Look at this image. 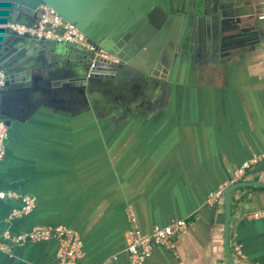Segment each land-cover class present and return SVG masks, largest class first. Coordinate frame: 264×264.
Segmentation results:
<instances>
[{
	"label": "crops",
	"instance_id": "0c3cea01",
	"mask_svg": "<svg viewBox=\"0 0 264 264\" xmlns=\"http://www.w3.org/2000/svg\"><path fill=\"white\" fill-rule=\"evenodd\" d=\"M243 8L212 61L159 76L126 116L52 107L9 121L0 191L17 197L0 199V235L61 225L82 238V262L124 264L131 209L143 233L187 221L173 250L156 245L144 264H264V0ZM28 103L12 98L4 110L30 114ZM254 158L237 184L246 188L231 195L227 233L224 195L217 204L208 196ZM20 196L35 199L30 213L19 214ZM57 250L55 239L11 245L0 264H56Z\"/></svg>",
	"mask_w": 264,
	"mask_h": 264
},
{
	"label": "water",
	"instance_id": "95a60500",
	"mask_svg": "<svg viewBox=\"0 0 264 264\" xmlns=\"http://www.w3.org/2000/svg\"><path fill=\"white\" fill-rule=\"evenodd\" d=\"M245 2L199 0L197 15L202 17L199 20L205 27L202 39L207 41L210 32L219 34L221 26L228 29L234 19L241 22L239 17L246 15L241 12ZM42 7L52 9L64 22L74 25L88 43L113 57L116 63L109 65L108 69L91 71L90 62L79 45L37 38L28 33L19 34L0 27V72L5 83L0 89V121L5 120L7 126L29 119L38 108L49 111L52 107L57 108L55 111L62 108L63 113L75 115L79 108H90L98 94L104 97L111 94L117 97L113 105L124 106V101L131 96L133 99L141 97L135 88L143 84L144 75H150L153 68L162 70L156 63L162 50L169 58L166 64L169 68L173 53L182 46L187 33V27L179 26L177 22L173 26V17L165 23L168 15L160 7L152 4L148 8L151 12L143 13L142 5L131 6V0H0V21L35 29ZM208 14L214 15L213 25H210ZM190 21L192 24L194 20ZM96 25L106 26L105 34L96 31ZM12 98L28 101L30 114L13 116L6 113L5 110L9 109L7 102ZM121 112L124 114L123 109ZM242 188H246L245 184L234 185L224 193L227 233L231 195ZM229 264H232L231 260Z\"/></svg>",
	"mask_w": 264,
	"mask_h": 264
},
{
	"label": "built area",
	"instance_id": "2783aa9c",
	"mask_svg": "<svg viewBox=\"0 0 264 264\" xmlns=\"http://www.w3.org/2000/svg\"><path fill=\"white\" fill-rule=\"evenodd\" d=\"M258 19L264 21V13L258 14ZM0 27H6L19 34L28 33L37 38H45L61 43L76 44L82 47L84 55L90 62V70L96 68L108 69L109 65L116 63V60L102 50L88 43L85 35L74 25L66 23L52 9L48 7L40 8L37 28H25L23 26L5 24L0 21ZM5 85L3 74L0 72V89ZM8 137V127L5 122L0 121V163L5 155V146ZM260 163V158H254L244 163L233 175L232 181L221 187L216 192L208 196L209 204H217L222 200L225 191L231 186L243 181L246 175L253 171ZM17 197L10 191H0V199ZM22 207L19 214H28L32 211L35 199L30 196H20ZM262 214H255L258 218ZM128 229L125 233V253L127 261L124 264H144L150 257L154 246L161 245L173 250L174 235L183 231L187 227L185 219H173L164 226L155 225L151 233H143L139 227L137 218L131 209L127 210ZM55 239L58 242L57 263L56 264H86L82 262L84 255V243L82 238L74 230L65 226H37L27 233L14 236L3 232L0 235V250L7 251L11 245L20 246L27 242H46ZM239 255L241 252L236 248Z\"/></svg>",
	"mask_w": 264,
	"mask_h": 264
},
{
	"label": "flooded vegetation",
	"instance_id": "af4514ba",
	"mask_svg": "<svg viewBox=\"0 0 264 264\" xmlns=\"http://www.w3.org/2000/svg\"><path fill=\"white\" fill-rule=\"evenodd\" d=\"M198 1L199 0H131V6L135 5L136 7H138L142 5L141 11L143 13L147 12L149 14L151 11L148 8L153 4V7L158 6L162 10L166 11L168 17L165 23L169 21V17H173L175 19L173 26L177 22L180 24L179 26H184L185 28L187 27V33L184 39V43L173 53L169 63V68L166 67V64L169 62V58L163 55L164 50H162L163 52L160 53L158 57L159 60H157L156 62L161 65L162 70H155V68H153L150 75H144L143 84H140L135 88L137 92L139 91L141 93V99H133L131 96L130 98L133 100H125L124 106L118 107L116 105H113L114 102H117V97H114L111 94H108L109 96L107 95L105 97L98 94L94 96L95 101L90 107L105 115V117L109 116L110 118L112 115L121 116V114H123L121 112L122 109L125 114L127 113V109L129 110L130 106H132V109H136L137 106H142V97L144 95V89L145 91H149L152 89V86H157V78L159 76H161L162 78L165 76H174L176 74L182 73L188 74L191 72V69L188 64L191 65L196 62H203L204 64H208L210 61H212L215 56V50H217V42H219L220 44L221 37H223L227 29L226 27L222 28L221 26V32L219 34H213L212 32H210V38L209 36L206 37L207 41L202 39L204 38L202 34V29H205V27L202 24L201 20H199L202 17H199V15H197L198 10L196 7L198 5ZM241 12H245V10L243 9L241 10ZM213 16L214 15L212 14H208L207 16L210 20V25H213ZM190 19L194 20L192 24ZM187 24L191 25L186 26ZM95 29L96 31H99L100 34H105V32L107 31L106 26L102 27V25H96ZM215 31L218 32L217 29ZM179 32H182V30L180 29ZM184 32L185 29H183L182 34H184ZM168 45H170V43H168ZM154 73H156L157 75H154ZM111 88H114V85ZM123 98H125V96ZM120 99L122 100V98ZM124 116H126V114Z\"/></svg>",
	"mask_w": 264,
	"mask_h": 264
}]
</instances>
